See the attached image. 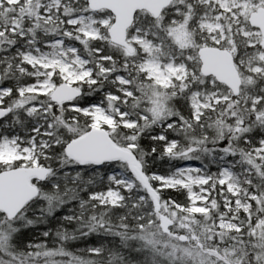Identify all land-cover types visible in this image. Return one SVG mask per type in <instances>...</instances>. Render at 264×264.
Listing matches in <instances>:
<instances>
[{"label": "snow or ice", "instance_id": "6c2138e0", "mask_svg": "<svg viewBox=\"0 0 264 264\" xmlns=\"http://www.w3.org/2000/svg\"><path fill=\"white\" fill-rule=\"evenodd\" d=\"M0 264H264V0H0Z\"/></svg>", "mask_w": 264, "mask_h": 264}]
</instances>
